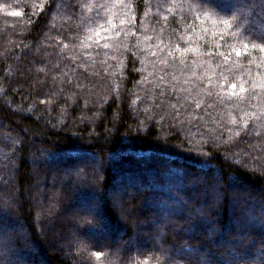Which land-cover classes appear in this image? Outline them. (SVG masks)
Returning <instances> with one entry per match:
<instances>
[{"label": "trees", "instance_id": "obj_1", "mask_svg": "<svg viewBox=\"0 0 264 264\" xmlns=\"http://www.w3.org/2000/svg\"><path fill=\"white\" fill-rule=\"evenodd\" d=\"M107 19L125 20L120 35L89 47ZM261 43L264 0H0L6 264H143L157 252L199 264L205 250L264 264V224L251 219L264 216ZM120 178L125 222L108 195ZM201 189L214 191L207 210ZM94 196L98 210L67 212Z\"/></svg>", "mask_w": 264, "mask_h": 264}, {"label": "snow or ice", "instance_id": "obj_2", "mask_svg": "<svg viewBox=\"0 0 264 264\" xmlns=\"http://www.w3.org/2000/svg\"><path fill=\"white\" fill-rule=\"evenodd\" d=\"M100 8H105L107 7V5H99ZM207 15V14H206ZM101 18L102 17H98ZM236 17H233V20H235ZM105 23L107 25H109L110 27H104L103 25H97V28L99 29L98 31L95 29H90V32H92V35H89L87 37V40L89 42L88 46H95V47H103L105 49L108 48V43L106 41L112 39V37L109 35V33H115V35L118 37L120 35V31H121V27L125 24V20L124 19H120L119 20V25L117 26H111L113 25V20L112 19H107L105 20ZM223 25L226 26L227 29H231L233 27V25L228 21V20H223L221 22ZM213 25L214 26H218L216 21H213ZM95 37V39H94ZM221 39H223V36H220ZM171 47V45L169 46ZM251 47L253 49H257L259 48L260 50H264V43L261 44H252ZM174 51H179V45L175 46ZM246 51L245 49H241V48H236L235 49V54L236 56H242ZM169 55L171 56L172 53L169 52ZM237 87V85L235 83H232L230 85L231 89H235ZM243 85H241V91H243ZM233 95H235V93H232ZM197 107H199V105H197ZM193 182H199L198 180H194ZM182 191V189H178V192ZM177 200L178 202L183 205L184 203H186V201H183L182 199H180L179 195L177 196ZM251 219L253 221H258L261 224H264V216L261 217H251ZM209 234H212V230H209ZM10 240H6L5 235L3 233H0V264H6V253L8 252V246H9ZM189 251H193L192 248H189ZM96 255L99 257L101 256V253L97 252ZM237 259H239V254H237ZM199 264H229V260L227 258L222 259V260H218L215 258V256H213L209 251L205 250L201 255H200V259H199Z\"/></svg>", "mask_w": 264, "mask_h": 264}, {"label": "rangeland", "instance_id": "obj_3", "mask_svg": "<svg viewBox=\"0 0 264 264\" xmlns=\"http://www.w3.org/2000/svg\"><path fill=\"white\" fill-rule=\"evenodd\" d=\"M198 57V56H197ZM200 59H202V58H200ZM33 174H34V171H33ZM63 177V176H62ZM52 178H54L55 179V177L54 176H52ZM62 181H65V178L63 179H61ZM123 180H126L125 178L123 179V178H120V179H118L117 180V184L118 185H116V188L114 189L115 191H109L108 192V195L109 196H114L115 194V196L114 197H112V199H116L113 203H114V206H115V208H116V210L119 212V218L123 221V222H125L126 221V219H125V212H127V210L125 209V207L127 206V205H129V200L128 199H126V198H124L122 195H121V193L123 192V188L121 187L122 185H121V183H123L124 181ZM218 184H215L214 186L215 187H217V186H221V182H220V180L218 179L217 181H216ZM62 183V182H61ZM137 184H139L138 182H136L134 185L135 186H137ZM54 186H56V185H54ZM118 187L120 188V189H118ZM222 187V186H221ZM243 187V186H242ZM64 189L66 188L65 186L63 187ZM230 191H232V192H241L245 197L247 196H250V191L252 192V194H253V197L254 196H256V197H263L262 196V191H261V189L259 188V189H255V188H251V187H245L244 189H242V188H239L238 186H235V187H233L232 186V189L230 190ZM115 192H117V193H115ZM213 190L211 191V190H209V192L206 190V191H204V190H200V192L198 193V197H200V196H202V197H200V198H202V199H204L205 198V196H203L204 194H209L208 195V199H207V201L206 202H203L204 204V208L207 210L208 208H211L214 204L213 203H211V199H212V194H213ZM120 194V195H119ZM203 194V195H202ZM192 195L195 197V195H196V193H195V191H192ZM193 200H191L189 203H187L188 205H190V204H193V202H192ZM98 202H99V200L96 198V196H94L91 200H90V203H89V205L87 206V207H84L83 208V206L82 207H77V206H73V207H70V208H68V213L70 214V216L71 217H73L74 218V215H76V213L77 212H79L80 210H82V211H84V212H89V211H92V212H94L95 210H98V208H99V206H98ZM261 203V200H259L258 201V203L257 204H260ZM14 204L11 202V206L12 207H14L15 208V205L13 206ZM233 205H235L234 204V202L232 203V206ZM202 222H204L205 224H210V222H209V219L207 218V217H203L202 219ZM235 224H238V222H235ZM22 224L20 223V224H18L17 225V227L16 228H22ZM69 231H68V234H67V239L68 240H70L71 242H72V240L74 239L75 240V236H76V233L71 229V228H69L68 229ZM56 234H58V233H56ZM119 236V235H118ZM117 236V237H118ZM63 241V240H62ZM158 243V242H157ZM55 246H57V247H60V248H62V249H64V251H65V253L68 251L67 249H69V247H67V246H65L64 247V243L63 242H58V241H55Z\"/></svg>", "mask_w": 264, "mask_h": 264}, {"label": "clouds", "instance_id": "obj_4", "mask_svg": "<svg viewBox=\"0 0 264 264\" xmlns=\"http://www.w3.org/2000/svg\"><path fill=\"white\" fill-rule=\"evenodd\" d=\"M153 255H155V259H153ZM166 256L163 253H149V255L144 258L143 264H166Z\"/></svg>", "mask_w": 264, "mask_h": 264}]
</instances>
